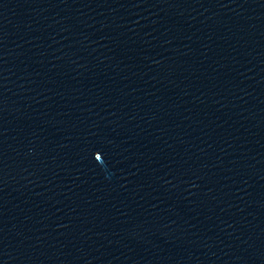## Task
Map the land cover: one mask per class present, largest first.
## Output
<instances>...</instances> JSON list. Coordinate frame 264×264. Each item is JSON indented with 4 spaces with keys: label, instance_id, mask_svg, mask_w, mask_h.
Masks as SVG:
<instances>
[{
    "label": "water",
    "instance_id": "1",
    "mask_svg": "<svg viewBox=\"0 0 264 264\" xmlns=\"http://www.w3.org/2000/svg\"><path fill=\"white\" fill-rule=\"evenodd\" d=\"M0 264H264V0H0Z\"/></svg>",
    "mask_w": 264,
    "mask_h": 264
}]
</instances>
